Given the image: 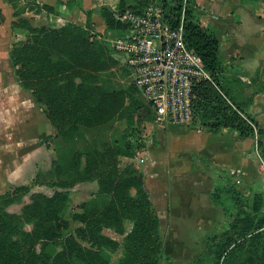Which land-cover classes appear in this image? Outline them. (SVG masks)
<instances>
[{
	"label": "trees",
	"instance_id": "16d2710c",
	"mask_svg": "<svg viewBox=\"0 0 264 264\" xmlns=\"http://www.w3.org/2000/svg\"><path fill=\"white\" fill-rule=\"evenodd\" d=\"M26 1L37 13L55 10L36 0ZM9 2L15 9L14 33L27 35L11 50L15 75L56 129V135L48 138L57 153L52 167L56 177L67 180L48 185L54 189L52 195L31 192L30 186L0 195V264H163L161 224L145 176L131 165L121 166V157L134 158L145 149L143 132L147 124H155L156 111L136 85L107 92L99 78L120 65L110 37H124L129 27L116 15L143 14L157 6L173 28L184 19L186 45L211 77L193 88L190 128L213 135L228 130L241 139H252L264 161V121L259 123L241 101L246 85L238 75H229L231 65L222 58L217 29L197 0H105L100 9L105 35L94 33L90 12L86 27L73 23L36 27L23 17L24 9L14 0ZM240 4L251 11L262 10L264 0H240ZM117 123L124 126L120 141L108 134ZM88 136L96 145L85 154L77 144ZM80 184H96L94 200L84 201L66 218L63 213L72 190ZM22 193L30 194V203L20 213L8 211ZM211 199L222 208L228 229L207 237L209 249L193 264H264V193L247 195L232 179H225L214 188ZM127 220L133 223L128 233ZM107 228L124 236L123 242L104 235ZM51 245L61 250L49 252ZM121 248L117 263L102 256Z\"/></svg>",
	"mask_w": 264,
	"mask_h": 264
},
{
	"label": "crops",
	"instance_id": "0c3cea01",
	"mask_svg": "<svg viewBox=\"0 0 264 264\" xmlns=\"http://www.w3.org/2000/svg\"><path fill=\"white\" fill-rule=\"evenodd\" d=\"M197 2L211 15L212 25L222 34L218 37L220 52L227 64L241 68L239 76L247 83V94L241 101L249 114L263 122L264 22L256 21L240 0ZM36 3L55 8L54 12H27L24 17L36 27L61 28L67 23L86 27L90 12L94 33L106 34L100 14L105 0H36ZM14 14L9 0H0V195L25 186L29 176L35 180L47 175L49 169H44L38 157L46 153L48 138L56 135L43 139L49 126L45 110L31 92L19 85L15 75L10 57L15 40ZM257 78L263 85H256ZM44 119L47 123H43ZM146 128L145 149L126 160L145 176L146 188L159 216L166 260L170 264H191L207 251L205 237L219 235L221 226H228L222 208L211 199L214 188L225 179H232L247 195L264 193L261 161L254 140L241 139L228 130L213 135L203 129H178L156 123ZM5 186L8 190L3 189ZM187 223L196 224V230L187 233L184 226ZM192 232L197 241L192 240L193 247H185L186 237Z\"/></svg>",
	"mask_w": 264,
	"mask_h": 264
},
{
	"label": "built area",
	"instance_id": "2783aa9c",
	"mask_svg": "<svg viewBox=\"0 0 264 264\" xmlns=\"http://www.w3.org/2000/svg\"><path fill=\"white\" fill-rule=\"evenodd\" d=\"M116 19L129 28L124 37H110L111 42L127 57L136 85L152 102L155 123L190 128L193 88L201 81H211V77L196 52L186 45L184 19L180 27L173 28L157 6H150L143 14L127 11ZM256 152L264 171V161Z\"/></svg>",
	"mask_w": 264,
	"mask_h": 264
},
{
	"label": "rangeland",
	"instance_id": "374dc122",
	"mask_svg": "<svg viewBox=\"0 0 264 264\" xmlns=\"http://www.w3.org/2000/svg\"><path fill=\"white\" fill-rule=\"evenodd\" d=\"M18 6L19 9H24V13H23V17L27 12H31V11H35V10H30L28 7H30V4L25 5V3L22 2V0H14ZM21 2V3H20ZM262 10L261 9H256L255 11H251L250 13L252 14V16L255 18L256 21L258 22H264V5L262 6ZM201 12L206 15V19H208V21H210V23L212 21H214L211 17V15L207 12L206 9L199 7ZM36 12V11H35ZM260 17V18H258ZM68 24V23H67ZM212 24V23H211ZM66 25V24H65ZM218 37L220 35H222L221 33L217 32ZM15 36V40L13 42V44L15 43H19L21 41H24L27 37V35L24 32L21 31H17L14 33ZM226 51H224L225 53ZM222 55V53H221ZM229 56V55H228ZM115 57L120 60V65L119 67L112 69L111 71H106V72H102L100 74V78H99V84L102 86L104 91L110 92V91H114V90H125L128 89L134 85H136L134 78L132 77V71L129 68L128 64H127V57L121 53H118L115 50ZM222 58L224 59L223 55ZM225 60V59H224ZM226 61V60H225ZM227 62V61H226ZM229 75H240L241 73V68L238 65H234L229 69ZM240 77V76H239ZM259 80L257 78L258 83L256 85H263L259 83ZM245 85H247V83H245ZM137 86V85H136ZM138 87V86H137ZM243 95L244 93L247 94V90L246 87H244L242 89ZM246 95H244L243 97H245ZM246 99V98H245ZM244 100V98H243ZM40 109V108H39ZM41 110V109H40ZM264 117V112L262 113V118ZM47 123V120H43V123ZM49 122V126L48 129L45 128V132L44 133V137L43 139L45 140V138L47 136H51V135H55L56 131L54 129V127H52L50 121ZM262 123V122H259ZM148 125V124H147ZM146 125V127H147ZM124 126L121 123H117L115 125L114 130L112 129V132L109 131V135L112 136V140H119L120 141V135L122 133ZM146 129L144 130V132H146ZM143 132V134H144ZM90 139V140H89ZM78 144H77V149L80 150L81 152L87 154L91 151L94 150L96 142L94 138H91L90 136H88L85 140H78ZM49 144H47L48 146H50V148L47 146L46 147V153L42 156V158H39V161L41 164L44 165V169L48 168L49 172L47 173V175L43 176V177H39L35 180H31L30 176L29 179H27L25 182V186H30L31 187V192H43L47 195H52L54 193V189L48 185L52 184L53 182H57L59 180H67V177H62V178H58L55 175V171L52 167V162L54 159H57V153L54 149V144L52 143V141H47ZM258 157V156H257ZM129 165V162H127L126 157H121V166L122 167H126ZM47 169V170H48ZM21 183L20 185H24L22 184L23 182H19ZM22 187V186H20ZM18 188V187H16ZM16 188H11V190L9 192H13L15 191ZM4 190H8V188L5 186L3 188ZM97 190V186L96 184H80L77 185L73 190H72V195H71V200L69 202V206L68 209L63 213L64 217L69 218L71 217V215L75 212L76 209H78V206L83 203L84 201H92L94 200V197L92 196V193ZM8 193V192H7ZM5 193V194H7ZM3 194V195H5ZM133 194H135V192L133 191ZM30 203V194H20V198L19 200L16 201L15 204H12L11 206H9L7 209L10 212H14V213H20L24 206L26 204ZM196 224H192V223H187L184 226L187 228V233L189 231H195L196 230ZM126 229H127V233L131 230L133 223L131 221H126ZM228 226H226V224L223 226H221L220 230L218 231L219 235H222L228 228ZM227 228V229H226ZM27 231H31L32 226L31 225H27L26 226ZM104 235H106L107 237H110L112 239H115L116 241H119L120 243L123 242L124 240V236L117 234L115 231L111 230V229H105L103 231ZM214 234L208 235L209 236H213ZM207 237H205V244H206V248L205 250H208V239ZM197 236H195V234L192 232L190 235H188L186 237L187 242L185 243V247H193L192 245V240L193 241H197ZM47 250L49 252L55 253L57 251L61 250V247L58 245H51L49 247H47ZM102 256L104 258H106L107 260H109L112 263H117L119 261V259L122 257V248L117 251L115 254H111L108 252H103ZM204 256V254L201 256V258ZM208 260V259H206ZM193 261V262H197ZM193 262L191 264H193ZM163 264H170L167 260L164 261ZM196 264H199L196 263ZM201 264V263H200Z\"/></svg>",
	"mask_w": 264,
	"mask_h": 264
}]
</instances>
